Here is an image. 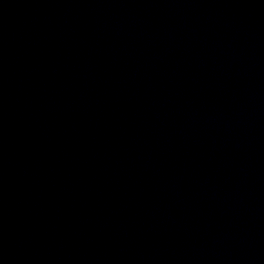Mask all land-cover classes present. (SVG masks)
I'll return each instance as SVG.
<instances>
[{
  "label": "water",
  "instance_id": "95a60500",
  "mask_svg": "<svg viewBox=\"0 0 264 264\" xmlns=\"http://www.w3.org/2000/svg\"><path fill=\"white\" fill-rule=\"evenodd\" d=\"M0 264H264V0H0Z\"/></svg>",
  "mask_w": 264,
  "mask_h": 264
}]
</instances>
